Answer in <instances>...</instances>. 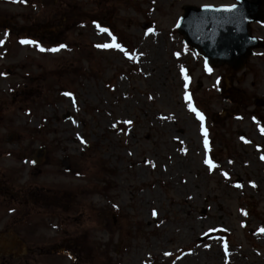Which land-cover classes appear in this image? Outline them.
<instances>
[{"label": "rangeland", "instance_id": "1", "mask_svg": "<svg viewBox=\"0 0 264 264\" xmlns=\"http://www.w3.org/2000/svg\"><path fill=\"white\" fill-rule=\"evenodd\" d=\"M235 1L0 0V188L28 264H264V50L209 68L176 30Z\"/></svg>", "mask_w": 264, "mask_h": 264}, {"label": "water", "instance_id": "2", "mask_svg": "<svg viewBox=\"0 0 264 264\" xmlns=\"http://www.w3.org/2000/svg\"><path fill=\"white\" fill-rule=\"evenodd\" d=\"M183 13L176 30L209 68L227 66L235 72L242 71L254 51L264 49V42L254 37L251 29L253 24H264V0H237L233 6L220 7L188 5L183 7ZM5 23L0 18V24ZM256 105H264V100L259 98ZM42 157L41 153L36 155L37 164ZM61 163L66 171L70 170L67 157Z\"/></svg>", "mask_w": 264, "mask_h": 264}, {"label": "flooded vegetation", "instance_id": "3", "mask_svg": "<svg viewBox=\"0 0 264 264\" xmlns=\"http://www.w3.org/2000/svg\"><path fill=\"white\" fill-rule=\"evenodd\" d=\"M4 196L0 188V264H28V256L37 250L36 246L31 247L25 243L20 228L22 221H18L19 217L15 212L10 210L6 215L4 210L10 209L11 205L19 208L21 203L15 205L10 200H5Z\"/></svg>", "mask_w": 264, "mask_h": 264}, {"label": "bare ground", "instance_id": "4", "mask_svg": "<svg viewBox=\"0 0 264 264\" xmlns=\"http://www.w3.org/2000/svg\"><path fill=\"white\" fill-rule=\"evenodd\" d=\"M24 49H22V51H23Z\"/></svg>", "mask_w": 264, "mask_h": 264}]
</instances>
